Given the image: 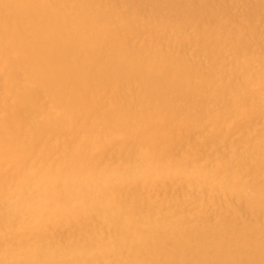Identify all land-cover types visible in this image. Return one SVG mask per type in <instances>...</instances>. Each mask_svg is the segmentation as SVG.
Listing matches in <instances>:
<instances>
[{"label":"bare ground","instance_id":"6f19581e","mask_svg":"<svg viewBox=\"0 0 264 264\" xmlns=\"http://www.w3.org/2000/svg\"><path fill=\"white\" fill-rule=\"evenodd\" d=\"M105 2L0 0V76H25L35 86L20 98V103L27 101L24 110L0 120V239L10 240L6 247L0 240V264H264V224L256 230L243 226L246 222L240 224L230 206L234 200L247 206L258 226L259 218H264V169L252 170L248 182L235 168L246 165L249 157L243 164L236 161L233 166L225 160L215 168L198 165L192 157L187 164L179 163L168 148L180 135L176 124H192L185 105L201 107L208 102L204 98L215 83L213 65L205 74L194 64L199 55L191 58L178 50L173 58L132 50L127 43L130 35L119 36L123 19L119 20L116 2ZM255 77L263 78L264 70ZM221 93L236 92L229 87ZM44 95L53 98L58 119L35 107ZM233 104L227 106L229 111ZM252 105L242 99L238 117L252 112ZM41 117L46 121L37 126ZM89 136L97 138L98 150L86 140ZM136 150L140 154H133ZM108 157L119 165L106 164ZM160 180L199 190L198 196L209 195L221 209L209 221L182 218L186 203L173 208L167 199L157 206L147 195L160 189ZM185 194L193 201L191 192ZM61 227L68 230L65 237L56 233ZM44 228L46 233L37 232ZM44 236L56 242L48 245Z\"/></svg>","mask_w":264,"mask_h":264},{"label":"rangeland","instance_id":"374dc122","mask_svg":"<svg viewBox=\"0 0 264 264\" xmlns=\"http://www.w3.org/2000/svg\"><path fill=\"white\" fill-rule=\"evenodd\" d=\"M99 1L105 2V0H99ZM118 1L119 0H116V1L115 0H106L105 3L114 4V2H116L114 5L116 6V11H117V14L119 15V20L123 19V21L121 20V24L123 27L121 26V24L120 25L118 24L119 28H121L119 36H122L123 38H125V37L130 35L128 40H127V43H129V46L132 48V50H135V51L144 50L147 53L154 54V55L158 54V53H165L167 55L170 54V57H173V58L176 55V53L178 52V50H180V51L183 50L182 51V52H184L183 54H185L189 57H191V55H192L191 58H194L196 55H199V57L196 59L194 64H197L199 67L202 66L201 67L202 72L206 71L205 74H207V72L211 73L210 69H211L212 65L214 67L212 75L214 77L215 83L212 85L213 88H211L209 90V93L211 95L208 94V96L206 98H204V99H209V100H207L208 102L205 104L204 103L201 104V107H197L196 104H194V103L185 105V107H186L185 109L188 112H191V117L193 119L192 124H190L189 126H184L180 123L176 124V126H178L177 127V132H178L177 134L181 135V138L183 139V141L179 137L180 135H177L176 137H174L173 142L168 144V148H170L172 150V152H174V155L176 156V158L178 160L181 159L179 161V163L187 164V162L189 161L188 159H190L192 157L191 159H193V161L196 162L198 165H212L213 167L215 166V168L222 167L223 165H225V164H223V161H225V160H231L232 163H234L233 166L234 165L236 166V161L241 162L245 157H249L250 161L253 159L251 162L249 161L246 165H243L242 168L237 167V166L235 168V170H237L239 172V175H241L240 176L241 180L246 181L245 179L247 178V181L249 182L248 177H250L249 174L252 173V170H253V172H255L257 170V168H258V170L259 169L261 170L262 168L264 169V164H263L264 163V147H263L264 146V95H263V93L264 92L262 91L264 77L263 78H256L255 77L259 71L264 70V60H263L264 59V53H263L264 52V49H263L264 48L263 47L264 46V40H263V38H264V24L262 23L264 21V0H259V1L258 0H224V1L223 0H216V1L215 0H194V1L193 0H169V1L168 0L167 1L166 0H160V1L165 2L167 5L163 2H161V4H160L159 0L158 1L157 0H149V1L148 0L147 1L146 0H143V1H141V0H137V1L136 0H127V1L122 0L121 1L120 0L119 2ZM207 1H209V2H207ZM126 2H128V3H126ZM150 2H151V4H150ZM179 2H180V4H179ZM194 2H195V4H194ZM136 3H137V5H136ZM138 3L140 5H138ZM208 3L210 5L207 6ZM259 3L261 5H259ZM141 4H142V6H141ZM199 5H201V6L199 7ZM223 5H225L224 7L226 9L223 7ZM144 6H146V7H144ZM151 6H153V7H151ZM154 6H156V7H154ZM257 6H259V8ZM132 7H133V10L135 13L133 12V10H131ZM134 7L136 8V10ZM157 7H159V8H157ZM262 7H263V9H262ZM129 8H130V10H129ZM141 8H142V10H141ZM222 8H223V10H222ZM137 9H139V10H137ZM159 9H162V10H159ZM224 9H225V11H224ZM239 9H240V11H239ZM143 10H144V12H143ZM152 10H154V11H152ZM197 10H199V11H197ZM131 11H132V13H130ZM182 11L184 13H182ZM136 12H138V13H136ZM219 12L222 14H220ZM141 13H143V14H141ZM155 13H156V15H155ZM179 13L181 14V16ZM185 13H186V15H185ZM228 13H229V15H227L228 17H226V14H228ZM208 14H209V16H208ZM239 14H242V16ZM151 15H152V17H151ZM163 15H164V17H163ZM173 15H175V16H173ZM187 15H189V16H187ZM125 18H127V19H125ZM255 18H256V20H255ZM126 20H129V21L126 22ZM152 20L155 23L151 22ZM185 21H187V23ZM125 22H126V24H124ZM135 22H137V23H135ZM142 22H143V24H142ZM220 22H222V24ZM228 22H230V23H228ZM161 23H163V24L161 25ZM189 23H191V24H189ZM145 24H147V25H145ZM249 24H251V25L249 26ZM161 26H162V28H161ZM174 26H175V28H174ZM257 28H259L260 31ZM185 29H186V31H185ZM151 30L152 31L154 30V31L152 32ZM200 30H202V31H200ZM255 31H257V33ZM255 33H256V35H255ZM261 33H262V35H260ZM149 35L153 36V37H149ZM157 36H159V37H157ZM193 39L195 41H193ZM261 40H263V41H261ZM152 41H154V42H152ZM210 41H211V43H210ZM133 42H135V43H133ZM252 42H254V43H252ZM213 44H215V45H213ZM145 46H148L147 49ZM248 46H250V47H248ZM205 47L206 48L208 47L209 50H207ZM262 49H263V51H262ZM259 50L261 52H259ZM256 51L258 52V54ZM188 53H190V54H188ZM237 53L239 56L237 55ZM240 54H241V56H240ZM200 56H202V57H200ZM203 58H205V59H203ZM212 58H213V60H212ZM261 58H263V59H261ZM21 78H22V80H21ZM21 78L17 79V77H16V78H13L14 79L13 80V79H7L5 77L3 78L2 76H0V83H1L0 86H2V89L0 87V120H2V119L4 120V119L12 116L13 114H15L19 111H22L26 108L25 104L27 103V101H23V103H20V98L25 96L24 94L27 91H29V92L32 90L34 91L35 86L29 85V83L26 81L27 79L25 76H21ZM225 79H227V80H225ZM233 79H235L237 81H235ZM16 86H17V88H16ZM229 87H231V88L234 87L236 93H233V94L227 95V96H222L223 93H221V91L223 89H227ZM245 98L250 100L251 104H253L252 105L253 111L246 114V116L238 117V113L241 111V108L238 106V103L241 102L242 99H245ZM41 99H43V100L41 102H38L37 106H35V107H38V110L49 113L53 119H58L60 117V114L55 110L53 98H50V95H44L40 98V100ZM199 100L200 99H198L197 101H199ZM228 103H230V104H228ZM231 104H233V106L235 107L233 109L234 111L233 110L229 111L227 109L228 108L227 106L231 105ZM49 105H51L52 108L49 107ZM202 106L204 107V109L207 107V109L204 110ZM219 106H221V107H219ZM203 110H204L205 114L203 113ZM209 113H210V115H209ZM252 113H254L255 115L254 114L252 115ZM207 116H208V118H207ZM211 116L214 117V119ZM205 117H206V119H205ZM225 117H226V119H224ZM248 118L249 119L251 118V120H249ZM39 119L40 120L37 121L36 125L42 126V124L45 123L46 119H45V117H41ZM210 119H212L214 122L211 121ZM208 120H209V122H208ZM217 121L219 123H216ZM220 123H222V124H220ZM223 123H224V125H223ZM225 123H226V125H225ZM242 123H243V125L245 124L244 127H243ZM207 124H209V125H207ZM227 124H229V125H227ZM240 124L242 125L241 127H240ZM215 125H216V127H215ZM217 125L220 127H218ZM179 126H180V128H179ZM193 126H195L196 128ZM230 126H233V127H230ZM189 127L191 129L192 128L193 129L191 130ZM210 127L212 128L213 131L210 129ZM213 127L214 128L218 127L217 129L219 131L217 129H214ZM203 130H204V132H202ZM214 130H215V132H214ZM223 130H224V132H223ZM231 130H232V132H230ZM221 131L223 132V134H220ZM193 132H197V133H193ZM242 132H244V133L242 134ZM249 132H250V134H249ZM214 133L215 134L217 133V136L219 135V139H217L218 137H216V135ZM186 134H188V136H186ZM230 134H232V135H230ZM233 134H234V136H233ZM195 136L197 138H195ZM203 136H204V138H203ZM213 137H216V139H214ZM256 137H257V139H256ZM194 138L196 139V141ZM211 138H213V139H211ZM259 138H260V140H259ZM207 139H209V140H207ZM49 140H48V142H49ZM86 140H88L89 143H91V144H95V147L98 150V148H97L98 143H97L96 137L89 136V137H86ZM179 141L184 142V143H179ZM247 141H252L253 143L252 142L250 143ZM259 141L261 142V144L257 143ZM48 142H47V144H48ZM178 143H179V145H177ZM55 144L56 143L54 142L53 145H55ZM197 145H199V146H197ZM228 145H229V147H228ZM185 146H186V148H184ZM221 148H222V150H221ZM252 149H254V151ZM214 152H216V153L214 154ZM133 154H140V152L138 150H136V152ZM179 155H180V157H179ZM204 156H206V160L203 159V158H205ZM236 156L239 159H237ZM240 156H242V158ZM195 157H196V160H195ZM255 157H256V159H255ZM241 163L243 164V162H241ZM252 163H253V165H251ZM106 164H108L110 166H118L119 165L118 163L112 162L110 157H108L106 159ZM251 167H253V168L250 169ZM243 168L244 169L249 168L251 171L248 172L247 169L244 170ZM243 170H244V172H243ZM244 173H246L248 176H246V174H244ZM243 178H245V179H243ZM259 178H261V176H259ZM160 181H162V180H160ZM159 184H161V186L159 185L160 186V189H158V191L160 190L159 192L156 190H153V191L150 190L147 193H151V194H147V195H149L151 197V201L154 202V204H156L157 206L159 205L160 202L166 201L167 199H168L167 202L170 203L171 207L173 206V208L177 207L175 204H177V205L179 204L178 206H180V204L182 205L183 203H186V207L183 209V211L185 210L183 212L184 217L182 216V214H179V217L182 216V218H191V217L193 218V216H194L197 218V216H199L198 218H200L202 220L205 219V220L209 221L215 216V214L217 215V213L221 209V207L219 205H217L215 203H211L212 202L211 200L209 201V199L212 198V197H209V195L204 193V194L198 196V193H200V192H198L199 190L195 189L197 191V193H196L195 190H189L186 186H184L182 184L181 185L180 184H178V185L172 184L171 185V183H164V181L159 182ZM163 185H164V187H162ZM166 186H167V188H166ZM172 186L175 189H173ZM178 187H180L181 189ZM187 190H189V191H187ZM183 191L186 192V194H190V192H191V194L194 197V199H192L193 201H191L190 197L188 200V198H186L184 196L185 193ZM201 191H203V190H201ZM154 192H155V194H154ZM194 192H195V194H194ZM172 194H174L173 198L169 199ZM143 196H145V195H143ZM154 196L156 198H152ZM181 197L182 198L184 197L185 199L184 198L181 199ZM141 198H142V194H141ZM174 198H176V199H174ZM179 199H181V200H179ZM169 200H172V201H169ZM173 200H175V201H173ZM177 200H178V202H177ZM186 200H187V202H186ZM155 201H156V203H155ZM191 203H193L192 206H191ZM206 203H208V204L210 203L209 204L210 207L208 206V204L206 206ZM196 204H198V205H196ZM187 205H188V207H187ZM182 206H185V205L183 204ZM196 206H197V208H196ZM222 206H223V208H227L229 205L226 206L225 204H223ZM230 206H231L232 210L237 211L236 212V218H238L237 221L240 224H243L244 221L247 223V224L244 223L245 225L243 224V226H249V228L256 230L259 228L260 225L262 226V224H264V218H262L263 220H261V217H260L259 221H258V226L255 225L254 220L256 222L257 217H255L253 215V212L251 213V210H249V208L247 206H245L244 204L239 203L236 200H234L232 202V204H230ZM217 207H218V209H217ZM234 207H236V208H234ZM239 208H241V209H239ZM188 209H190V210H188ZM176 210L178 212H180V211H182V208L176 209ZM247 212H249V213H247ZM202 214H204V215H202ZM209 215H211V216H209ZM238 216H240V217H238ZM203 217H204V219H203ZM189 226L191 227L192 224L191 225L189 224ZM263 227H264V225H263ZM46 229L47 228L38 229L37 232L44 234V233H46ZM56 233L61 237H65L68 233V230L65 227H61V228L56 230ZM0 240H2V239H0ZM43 241L48 245L54 244L56 242L55 240L50 239L47 236H44ZM8 242H10V240L7 237L6 238L4 237L2 240V244H4V247H6L8 245Z\"/></svg>","mask_w":264,"mask_h":264}]
</instances>
